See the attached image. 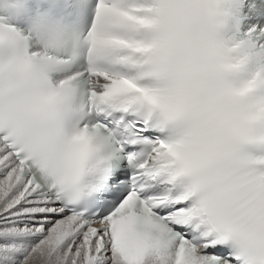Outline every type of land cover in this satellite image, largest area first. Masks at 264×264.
<instances>
[{"label":"snow or ice","instance_id":"6c2138e0","mask_svg":"<svg viewBox=\"0 0 264 264\" xmlns=\"http://www.w3.org/2000/svg\"><path fill=\"white\" fill-rule=\"evenodd\" d=\"M0 264H264V0H0Z\"/></svg>","mask_w":264,"mask_h":264}]
</instances>
